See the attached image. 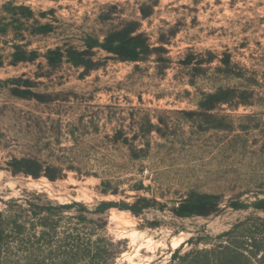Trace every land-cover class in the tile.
<instances>
[{
  "label": "rangeland",
  "instance_id": "rangeland-1",
  "mask_svg": "<svg viewBox=\"0 0 264 264\" xmlns=\"http://www.w3.org/2000/svg\"><path fill=\"white\" fill-rule=\"evenodd\" d=\"M134 28L141 62L98 47L89 71L50 54ZM197 197L211 213L179 217ZM72 201L113 203L108 226L59 214ZM76 228L80 241L52 239ZM113 254L264 264V0H0V264Z\"/></svg>",
  "mask_w": 264,
  "mask_h": 264
},
{
  "label": "trees",
  "instance_id": "trees-1",
  "mask_svg": "<svg viewBox=\"0 0 264 264\" xmlns=\"http://www.w3.org/2000/svg\"><path fill=\"white\" fill-rule=\"evenodd\" d=\"M98 45H89L88 48L90 50L78 51V50H69L65 54L61 51H51L50 54L54 56L56 59L55 62L63 63L65 58L73 64L75 67H83L86 70H94L97 65L95 63V58L93 54L94 48H101L106 52L114 55L117 60L121 62H141L144 58L149 54L150 46L147 43L146 37L144 34L139 33V30L134 29H123L119 30L113 35L106 38L105 43L100 44L99 42L96 43ZM35 178H39L41 175L34 174ZM51 181H57L61 179L58 176H51L47 175ZM102 194L107 195L109 191L103 190ZM207 197H197L188 199L184 203L181 204L180 208H178L177 215L179 217H191L194 215L206 216L211 213L212 211V204L206 201ZM113 203H108L106 201L99 202L95 205L94 208H91L90 205L84 202L72 201L68 204H60L58 205L57 210L59 214H62L65 211L71 210H79V212H84L85 215H81L76 217L78 224H93L98 225L97 222L102 223V226L106 228L108 226L107 220V213L110 208L113 206ZM189 208L190 210L184 211V209ZM191 208H194L193 210ZM131 210H134L133 207ZM60 216V215H58ZM93 216H97L98 219L91 218ZM64 221L62 217H59L58 224L56 227L61 225ZM56 225V224H55ZM95 226V227H96ZM55 227V229H57ZM65 235L64 241L70 240L71 242L80 241L82 240V233L80 229L76 228L73 234L69 233H59L57 230L55 234L52 235V239H58L60 235ZM89 238L90 244H96L97 241H93V238L96 236L95 230L92 233L86 235ZM107 241L110 245H113V238L108 237ZM91 253V252H90ZM89 253V254H90ZM118 256V254L110 255V260L107 264H111L112 261ZM240 257H244L242 252L239 253Z\"/></svg>",
  "mask_w": 264,
  "mask_h": 264
},
{
  "label": "bare ground",
  "instance_id": "bare-ground-1",
  "mask_svg": "<svg viewBox=\"0 0 264 264\" xmlns=\"http://www.w3.org/2000/svg\"><path fill=\"white\" fill-rule=\"evenodd\" d=\"M180 245V242L174 243V247L177 248Z\"/></svg>",
  "mask_w": 264,
  "mask_h": 264
}]
</instances>
